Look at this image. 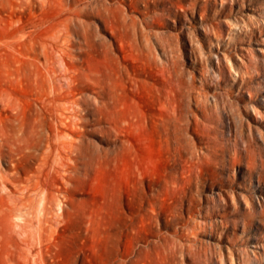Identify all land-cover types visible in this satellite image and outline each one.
<instances>
[{
  "label": "rangeland",
  "instance_id": "1",
  "mask_svg": "<svg viewBox=\"0 0 264 264\" xmlns=\"http://www.w3.org/2000/svg\"><path fill=\"white\" fill-rule=\"evenodd\" d=\"M84 1L70 7H80V20L109 55L113 117L118 128L125 117L133 121L132 133L110 128L105 113L83 112L89 162L79 166V180L62 171L78 205L63 201L54 218L58 208L50 207V232L40 242L36 221L24 234L13 215L14 244L0 245V264H264V0ZM102 2L115 36L104 26ZM14 12L0 5V16L15 19ZM0 21L1 121L11 115L4 89L30 104L27 114L42 103L30 98L27 78H16L5 48L12 37ZM169 79L176 134L165 109ZM42 111L47 126L53 118ZM126 137L130 151L120 144ZM42 149L41 142L15 153L0 144V168L17 164L31 174Z\"/></svg>",
  "mask_w": 264,
  "mask_h": 264
},
{
  "label": "bare ground",
  "instance_id": "2",
  "mask_svg": "<svg viewBox=\"0 0 264 264\" xmlns=\"http://www.w3.org/2000/svg\"><path fill=\"white\" fill-rule=\"evenodd\" d=\"M77 1L0 0L3 9L11 7L16 12L15 19H6L3 14L0 16L4 23L3 35L12 37L5 43V48L18 64L16 78L18 75L32 83L30 98L41 101L42 109L49 111L53 118L51 124L46 126L42 120L45 111L40 107L27 114L26 109L30 104L24 105L20 97L6 89L2 91L4 110H7L6 113L10 111L11 115L7 114L5 120L0 121V144L7 145L11 152L20 153L43 143L42 151L36 155L37 167L31 174L15 163L11 171L0 168V184L8 183L13 187L11 191L0 190V245L6 248L14 244L8 231L13 215H20V221L15 224L25 231L24 234L28 232L24 226L35 220V237L40 242L50 232L52 215L53 218L58 217L60 212L65 211L61 204L63 201H68L72 208L78 205L75 199L66 194L68 189L64 185L62 171H72V179L79 180V166L84 169L89 162L88 144L84 142L81 132L86 119L83 112L105 113L109 127L118 128L112 110L114 90L109 55L104 48L97 47L93 34L80 20V7H70ZM96 2L84 1L85 4ZM101 5L104 26L115 36V26L110 19L111 7L103 2ZM36 6L40 7L39 14L34 10ZM25 13L28 16H24ZM28 24L38 29H26L30 27ZM114 39L119 40L118 37ZM60 77H64L66 86ZM170 83L169 79V86L164 84L168 89L163 93L167 120L173 134H176L179 116L171 102L174 89ZM124 121L126 124L118 130L127 136L132 133L133 121L127 117ZM120 144L127 151L134 147L127 137ZM50 207H54L52 215L49 214Z\"/></svg>",
  "mask_w": 264,
  "mask_h": 264
}]
</instances>
